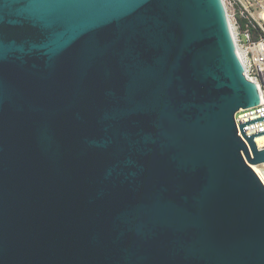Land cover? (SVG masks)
I'll return each mask as SVG.
<instances>
[{
  "label": "water",
  "instance_id": "95a60500",
  "mask_svg": "<svg viewBox=\"0 0 264 264\" xmlns=\"http://www.w3.org/2000/svg\"><path fill=\"white\" fill-rule=\"evenodd\" d=\"M259 101L222 0H0V264H264Z\"/></svg>",
  "mask_w": 264,
  "mask_h": 264
},
{
  "label": "built area",
  "instance_id": "2783aa9c",
  "mask_svg": "<svg viewBox=\"0 0 264 264\" xmlns=\"http://www.w3.org/2000/svg\"><path fill=\"white\" fill-rule=\"evenodd\" d=\"M222 1L243 73L248 80L257 84L260 95L258 104L241 108L235 114L238 134L242 136L238 124L264 116V20L261 15L264 0ZM243 130L246 136L264 131V120L243 126ZM259 137L264 144V134L256 136L254 140Z\"/></svg>",
  "mask_w": 264,
  "mask_h": 264
},
{
  "label": "bare ground",
  "instance_id": "6f19581e",
  "mask_svg": "<svg viewBox=\"0 0 264 264\" xmlns=\"http://www.w3.org/2000/svg\"><path fill=\"white\" fill-rule=\"evenodd\" d=\"M261 15H262V18L264 20V11L261 12ZM255 142L257 144V147L260 149V147L258 146V144L262 143L263 144V140L262 138H256L255 139ZM264 144L262 145V148H263ZM261 165H251V167L253 168V170L258 174V176L260 177L261 181L263 182L264 184V168L262 169L260 167Z\"/></svg>",
  "mask_w": 264,
  "mask_h": 264
},
{
  "label": "rangeland",
  "instance_id": "374dc122",
  "mask_svg": "<svg viewBox=\"0 0 264 264\" xmlns=\"http://www.w3.org/2000/svg\"><path fill=\"white\" fill-rule=\"evenodd\" d=\"M262 143H260V144H258V146L260 147V148H262ZM258 165H261L260 167L263 169L264 168V164H258Z\"/></svg>",
  "mask_w": 264,
  "mask_h": 264
}]
</instances>
